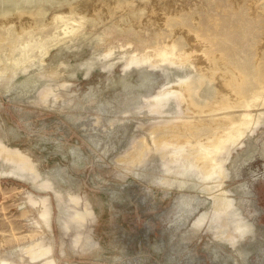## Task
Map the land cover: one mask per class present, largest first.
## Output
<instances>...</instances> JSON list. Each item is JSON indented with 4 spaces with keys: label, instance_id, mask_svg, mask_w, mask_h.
I'll use <instances>...</instances> for the list:
<instances>
[{
    "label": "rangeland",
    "instance_id": "1",
    "mask_svg": "<svg viewBox=\"0 0 264 264\" xmlns=\"http://www.w3.org/2000/svg\"><path fill=\"white\" fill-rule=\"evenodd\" d=\"M0 264H264V0H0Z\"/></svg>",
    "mask_w": 264,
    "mask_h": 264
},
{
    "label": "bare ground",
    "instance_id": "2",
    "mask_svg": "<svg viewBox=\"0 0 264 264\" xmlns=\"http://www.w3.org/2000/svg\"><path fill=\"white\" fill-rule=\"evenodd\" d=\"M2 146V145H1ZM208 154V153H207ZM20 157V156H19ZM179 160V159H178ZM12 162V161H11ZM16 162V161H15ZM180 164H182V163H180ZM17 166V165H16ZM17 168V167H16ZM31 169V168H30ZM35 174V173H34ZM26 177V176H25ZM40 200V199H39ZM42 200V199H41ZM89 212V211H88ZM76 213V212H75ZM71 216V215H70ZM76 217H77V215H76ZM200 220H202L201 219V216L196 220V223L197 222H199ZM72 240V239H71Z\"/></svg>",
    "mask_w": 264,
    "mask_h": 264
}]
</instances>
